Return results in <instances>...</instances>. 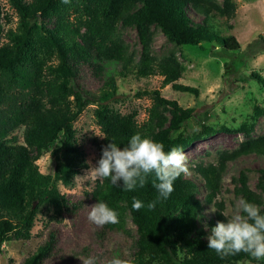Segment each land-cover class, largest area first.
Instances as JSON below:
<instances>
[{
	"label": "trees",
	"instance_id": "obj_1",
	"mask_svg": "<svg viewBox=\"0 0 264 264\" xmlns=\"http://www.w3.org/2000/svg\"><path fill=\"white\" fill-rule=\"evenodd\" d=\"M18 19L15 27L0 4V252L10 240H28L40 208L50 206L60 213L73 203L56 186L60 181L70 186L74 178L88 168L86 154L78 142L74 122L88 104H96L93 116L103 134L102 146L111 140L126 145L139 132L163 142L165 151L173 146L185 150L195 141L218 131L239 132L246 137L231 151H222L216 164L195 166L208 189L207 201L219 190L226 163L242 155L264 156V135L251 137L253 123L238 128L207 124V115L193 107H182L175 99L161 95L159 88L143 89L136 96L147 95L151 105L147 118L137 121V111L122 114L111 106L117 98L116 76L136 78L162 76L161 87L198 96V87L177 82L181 64L173 57L156 58L151 53L150 26L160 29L169 42L202 46L215 43L223 51H236L240 43L233 34H225L218 18L234 16L235 6L223 0H8ZM202 15L195 22L187 9ZM8 25V26H7ZM135 28L141 49L135 60L121 38V28ZM252 54L264 52V37L259 35ZM83 69L101 81L97 89L82 82ZM250 78L263 83L255 71ZM168 112V114H166ZM264 114L254 106L253 119ZM193 120L199 129L185 133L183 127ZM56 144V146H54ZM53 146V148H52ZM46 152L55 158L52 173H42L37 160ZM256 187L264 192V167ZM238 193L242 199L261 206L264 201L248 188L244 174L239 176ZM152 174L144 187L124 191L109 179L97 181L92 199L102 201L119 214V222L105 224L106 233L127 237L135 264H236L256 261L246 253L221 258L208 248V233L202 220V204L197 184L184 178L174 182L167 200L147 204L158 193ZM122 186V181L120 182ZM133 197L144 202L136 211ZM221 204L219 207L221 208ZM135 227H128L127 221ZM225 221L222 213L209 217L213 228ZM101 230V231H102ZM55 235L47 239L20 264H41L54 249Z\"/></svg>",
	"mask_w": 264,
	"mask_h": 264
},
{
	"label": "rangeland",
	"instance_id": "obj_2",
	"mask_svg": "<svg viewBox=\"0 0 264 264\" xmlns=\"http://www.w3.org/2000/svg\"><path fill=\"white\" fill-rule=\"evenodd\" d=\"M216 1L221 4L223 0ZM227 1L235 6L234 16L228 20L218 18L219 21L216 22L222 24L225 34H233L239 41L240 48L236 51H223L215 43H202L201 47L177 45L169 42L159 28L153 24L150 26L152 55L158 59L168 56L175 58L182 67L181 77L177 82L198 87V96L175 91L170 84L161 87L162 76L159 75L136 78L129 74L127 77L116 76L118 95L110 101L111 106L122 114L136 110L137 121L142 122L147 118V108L152 100L147 95L138 97L135 94L139 90L159 88L163 97L175 99L182 107H193L203 114L206 113L207 124L238 128L252 122L250 136L264 135V114L253 119L254 106L264 109V52L252 54L255 46L251 45L259 35L264 37V0ZM0 4L4 12L10 15L9 25L15 27L18 19L16 12L8 0H0ZM187 13L195 22L202 20V15L190 8ZM121 38L128 44L136 60L141 45L135 28L122 27ZM3 41L5 39H1L0 43ZM83 71L85 74L82 82L85 86L88 89H97L101 81L94 77L90 69ZM252 71L261 75L263 83L249 77ZM95 107L96 104L85 106L74 122L76 136L86 154L88 168L77 175L70 186H64L60 181L56 183L60 192L66 194L73 206L57 213L50 206L43 205L28 240H10L2 245L0 264H20L26 256L43 244L49 232L55 235V245L50 256L41 264H83L82 259L89 256L97 257L99 264H107V260L113 256L132 257L133 250L129 238L106 233L101 226L88 219L90 206L95 204L92 194L98 179L82 182L81 177L96 165L103 138L93 116ZM183 129L185 133H189L199 129V125L190 120ZM245 138L243 133L218 131L195 141L184 150L189 172L183 174V177L197 184L196 195L202 204L204 228L208 230L206 238L212 231L206 223L209 217L220 212L226 222L227 218L237 214V205L242 199L238 193L241 174H244L248 188L264 201V192L256 187L260 176L259 169L264 167V156L248 154L228 161L221 175L220 188L214 193L211 201H207L208 189L204 186V179L195 169L199 163L216 164L219 153L233 150ZM36 162L42 173L53 172L55 158L50 152L44 153ZM219 204L222 205L221 208ZM127 225L134 233L135 227L130 219ZM236 264H264V261L248 260Z\"/></svg>",
	"mask_w": 264,
	"mask_h": 264
},
{
	"label": "clouds",
	"instance_id": "obj_3",
	"mask_svg": "<svg viewBox=\"0 0 264 264\" xmlns=\"http://www.w3.org/2000/svg\"><path fill=\"white\" fill-rule=\"evenodd\" d=\"M68 4L70 0H62ZM189 172L187 156L182 146H173L165 151L163 142L137 132L126 145L114 141L102 146V153L95 166L81 177L84 180L109 179L115 187L124 191H134L144 187L148 177L155 175L153 186L157 190L155 200L148 202L147 208L154 209L156 203L167 200L174 191V182ZM122 181V186L121 182ZM132 207L139 211L144 202L133 197ZM88 219L97 226L116 224L119 214L107 203L98 201L90 206ZM208 248L221 258L246 253L257 261H264V213L252 202L241 199L237 205V214L225 221H217L207 237ZM83 264H99L95 256L82 259ZM107 264H135L130 256H113Z\"/></svg>",
	"mask_w": 264,
	"mask_h": 264
}]
</instances>
